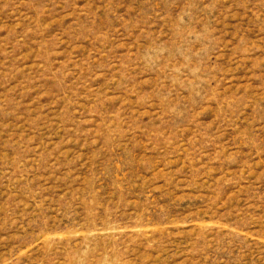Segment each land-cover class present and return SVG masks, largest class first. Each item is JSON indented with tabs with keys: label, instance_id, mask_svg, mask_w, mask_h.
<instances>
[{
	"label": "rangeland",
	"instance_id": "rangeland-1",
	"mask_svg": "<svg viewBox=\"0 0 264 264\" xmlns=\"http://www.w3.org/2000/svg\"><path fill=\"white\" fill-rule=\"evenodd\" d=\"M0 264H264V0H0Z\"/></svg>",
	"mask_w": 264,
	"mask_h": 264
}]
</instances>
